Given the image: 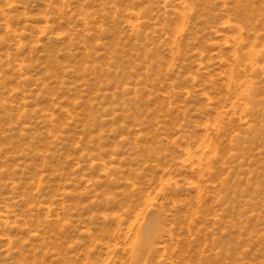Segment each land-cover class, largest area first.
<instances>
[{
	"label": "rangeland",
	"instance_id": "1",
	"mask_svg": "<svg viewBox=\"0 0 264 264\" xmlns=\"http://www.w3.org/2000/svg\"><path fill=\"white\" fill-rule=\"evenodd\" d=\"M0 264H264V0H0Z\"/></svg>",
	"mask_w": 264,
	"mask_h": 264
},
{
	"label": "bare ground",
	"instance_id": "2",
	"mask_svg": "<svg viewBox=\"0 0 264 264\" xmlns=\"http://www.w3.org/2000/svg\"><path fill=\"white\" fill-rule=\"evenodd\" d=\"M152 234H153V229L149 225L144 226L140 231V241L138 244L140 253L141 251H145L151 247L152 243H150V240L153 237Z\"/></svg>",
	"mask_w": 264,
	"mask_h": 264
}]
</instances>
